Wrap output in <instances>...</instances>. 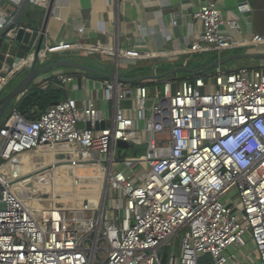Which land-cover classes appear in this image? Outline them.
<instances>
[{
  "label": "built area",
  "instance_id": "2783aa9c",
  "mask_svg": "<svg viewBox=\"0 0 264 264\" xmlns=\"http://www.w3.org/2000/svg\"><path fill=\"white\" fill-rule=\"evenodd\" d=\"M10 1L19 6L23 0ZM29 3L49 10L51 0ZM249 10L247 3L238 6L240 14ZM13 17L0 10V30ZM193 18L203 30L184 49L122 50L101 41L45 42L7 72L2 62L0 93L34 60L45 64L49 54L117 55L119 63L136 66L264 45L261 35L236 40L239 16L225 18L215 0H204ZM172 23L177 25L176 18ZM17 30L8 31L7 39ZM78 33L85 34L84 26ZM54 76L64 90H73L74 75ZM97 83L100 95L97 91L96 96H68L33 119L17 110V99L0 126V264H95L101 240L106 251L98 264H264V66L219 67L182 80L173 74L155 90L146 83ZM100 100L113 106L110 126L102 127ZM128 100L131 106L123 107ZM118 141L146 144V153L121 160ZM33 153L49 162L40 171L23 174L19 160ZM91 165L105 171L103 207L104 188L100 206L89 202L75 208L57 199L42 206L53 169ZM26 177H37L41 184L33 181L28 187ZM175 237L180 238L179 247L177 241L170 242ZM164 245L177 248L179 256L167 257Z\"/></svg>",
  "mask_w": 264,
  "mask_h": 264
},
{
  "label": "crops",
  "instance_id": "0c3cea01",
  "mask_svg": "<svg viewBox=\"0 0 264 264\" xmlns=\"http://www.w3.org/2000/svg\"><path fill=\"white\" fill-rule=\"evenodd\" d=\"M215 1L225 18H229L232 15L239 16L241 32L234 34L236 40L240 41L245 37L253 35L264 37V0ZM203 2L204 0H51L50 10H47V7L43 5L29 3L21 15L19 25L25 27H43L45 42L51 44H56L60 41L68 43H96L101 41L104 44L115 47V49L122 50L134 47L146 51L177 50L187 48L195 36L202 32V24L195 20L193 15ZM241 3H247L250 10L244 14H240L238 6ZM17 9L18 6L10 0H0V10L4 15L8 16L10 13L15 15ZM55 15H59V19ZM175 18L178 22L177 25H173L172 23ZM80 26H84L85 28L84 35L78 33V27ZM63 53L58 54L62 55ZM231 53L259 55V58L242 59L249 62V64L244 66H264V45L236 48L228 52L225 51L220 55L217 53L214 54L215 56L212 59L214 60L218 56ZM185 56L187 55H179L171 61L166 60V70L177 66H184L182 62L185 61ZM255 60H258V62ZM200 63L202 62L200 61ZM206 64L208 65L210 62ZM206 64L204 67L207 66ZM118 67L120 71V68L124 70L129 68L130 65L126 61H123L122 66ZM221 68L228 70L236 69V67L229 68L226 66H221ZM113 71L114 61L108 67L107 72ZM151 74H157V72H152ZM74 76L75 79L70 84L73 90L68 92V96L79 98L86 92L87 94L91 93L93 96H96L97 91L100 95L99 90H96V85H98L99 89V84L97 83L99 78L87 75L84 71L77 72ZM123 77L130 76L123 75ZM39 79V81L37 79V83L42 81L41 77ZM159 80H147L144 83L152 86V83H156ZM85 85L89 87L88 90H85ZM93 85L95 86L94 91L92 89ZM99 107L104 116L103 126H110L113 121L112 104L100 100ZM25 155L26 159L19 160L20 162H26L28 158H31L34 162H38L37 167L25 164V173L29 172L28 170L32 171L33 169L44 167L49 162L42 157L39 160H34V153ZM93 168L96 171L95 166ZM54 170L50 173L53 184L55 180ZM78 170H81V167H72L67 170L61 168L62 177L66 178L72 174L80 175L77 172ZM36 178H31V180L36 182ZM52 190V194H54V187H52ZM67 191L71 193L73 191L76 192V190Z\"/></svg>",
  "mask_w": 264,
  "mask_h": 264
},
{
  "label": "water",
  "instance_id": "95a60500",
  "mask_svg": "<svg viewBox=\"0 0 264 264\" xmlns=\"http://www.w3.org/2000/svg\"><path fill=\"white\" fill-rule=\"evenodd\" d=\"M29 0H23L18 6V9L14 17L6 23L5 27L0 30V68L2 67V62H5L4 70L7 72L10 69V65L22 60L32 49L40 51L45 44V35L44 30L40 33V27H25L20 26V18L27 5ZM50 10V9H49ZM17 28L15 37L7 39L6 34L8 31ZM6 53H9V56H6ZM264 56V54H263ZM259 58V55H253L249 53H231L215 58L210 64H208L204 70L209 71L214 68H219L224 66L228 62L237 59H254ZM119 59L116 55L114 57V71L106 72L102 67L96 68L93 66H88L82 62L69 59V58H58V59H49L47 63L43 65H38L37 61L34 60L31 67L21 76V78L15 83L14 87L5 93L0 98V122L4 118L6 112L12 103L20 99L27 91L36 83L42 75L49 74L52 71H55L60 68L65 69H76L84 71L86 73H92L99 77H104L108 80H117L126 84H134L136 82H144L147 80H159L164 79L173 74H178L180 72H192L197 73L199 70L189 68L187 66H177L172 69L166 70L157 74H145V75H136L132 77H122L119 75ZM123 107H130L131 101H124L121 104ZM100 124L96 125V128H99ZM103 127V124H102ZM87 128H91L90 124H87ZM130 147V144L125 141H118L117 148L121 150H126ZM107 195V186L104 188L103 198L101 207L105 205Z\"/></svg>",
  "mask_w": 264,
  "mask_h": 264
},
{
  "label": "rangeland",
  "instance_id": "374dc122",
  "mask_svg": "<svg viewBox=\"0 0 264 264\" xmlns=\"http://www.w3.org/2000/svg\"><path fill=\"white\" fill-rule=\"evenodd\" d=\"M214 54H217V53L206 52V53L203 54V58H201L199 55L194 54V55H190V56H185L184 57L185 59L184 58L183 59L186 61V63L190 60V62L193 63L194 66H198V64L205 65L206 63L210 62V60L212 59V57H214ZM66 56L67 57H71V58H73V59H75V60H77L79 62H88V60H86L84 58L89 57V58H92L91 59L92 60L91 62L93 64L98 65V66H101L99 64H103V65H105V67H110V65H112L113 64V61H114V57L113 56H108L106 54H100V53L85 54L84 52L81 53L79 51H67V53H65V54L63 53L62 55H59L58 53L57 54H49V59H58L60 57H66ZM258 60H255V61L258 62ZM159 61L160 62H166V60L161 59V60L144 61V62H139V63L142 65V64H152V63L159 62ZM200 61H202V63H200ZM247 64H249L248 61H244L242 59H237V60H232V61L228 62L224 66L229 67V68H234V67L237 68V67H241V66H244V65H247ZM38 65H40V63H38ZM119 66H122V62L121 61H120V65ZM25 71H23V73H21L17 77H14L13 79L10 80L9 83H7V85L5 86V88L0 93V98L5 93H7L9 90H11L14 87L15 83L21 78V76L24 74ZM60 72H64V73H67V74H73V75H75V73L81 72V71L76 70V69L60 68V69H57V70L52 71L51 73H49L47 75V77H53L54 75H56V74H58ZM214 72H210V73H214ZM124 73H125V71L122 68H120L119 75L124 74ZM181 74L178 73L176 75L177 77L180 78L179 80H182L184 78H189V76H185V74H183V73H181ZM39 80L40 79H38V81ZM158 82H160V80ZM96 86H97L96 90H98V85H96ZM150 87H151V90H154L155 89L154 86H150ZM88 88L89 87L85 85V90L86 89L88 90ZM158 88L159 87L156 86V89H158ZM92 89L94 91V89H95V86L94 85L92 86ZM7 112H6V114H7ZM6 114H5V116H6ZM3 120H4V118L1 120L0 126H1V124L3 122ZM132 145H137V144H133V143L130 144V146H132ZM142 145H144V144H142ZM145 153H146V151H145ZM123 154L126 155L125 156L126 158L135 157V156H131V153L130 152H126V151L123 152L122 151L120 153V150H117V156L123 155ZM144 155L145 154H143L141 156H144ZM25 159H26V155H22L20 161L21 160H25ZM33 159L34 160H39L40 158L39 157L36 158V156L33 155ZM43 159L46 160L47 158H43ZM123 159L124 158H122L121 160H123ZM37 163L38 162H36V164ZM41 168H43V167H41ZM41 168L36 169V172L37 171H40ZM124 168H125L124 164L121 163V164L118 165V169L122 170ZM87 169L84 168V167L83 168L81 167V170H78L77 171L78 174H80L83 177H81L80 175L77 177L76 181L78 182V186L76 187V192L73 191V193L67 191V190H71V191L73 190V187L71 186L72 181H69L68 179H64L62 177L63 174L61 172V168L55 169L54 170L55 171L54 184H53V181H52L51 176L49 178L51 180V185H50L51 192H49L50 191V188L45 189L43 191V193H45L44 198L46 199V201H43L42 202V206L43 205L48 206L50 204H53L55 201L59 200V202H61V203H64L65 202V203H68L69 206H73L75 208H78V207H81L83 204L84 205L88 204L90 202V197L97 198V196L100 197V198L98 197L99 203L97 204V205L100 206V203H101L100 201H101V197H102V191H103V188L104 187L101 188V190H100L99 189L100 188V185L99 184H101V182H102L103 183V186H104L105 185V182H106V178L105 177H103V178H101V177L100 178H90V177L87 176L88 173H89L87 171ZM64 170H67V169H64ZM36 172H34L35 173L34 176L36 175ZM70 172H71V170H70ZM26 178L28 179V177H26ZM30 178H32V177H30ZM58 178H59V181L57 182V179ZM35 183H36V185H40L41 184V180L39 178H36V182ZM52 187H54V193H55L54 195L52 194V192H53ZM25 194L28 195V193H25ZM234 194H235V190H233L230 195L233 196ZM52 199H54V202L52 201ZM55 199H57V200H55ZM70 199H72V200H70ZM2 207H4V205ZM176 241H177V247H179L180 246V238H176L175 237V238H172L170 240V242L172 244L175 243ZM89 246L92 247V243L91 242H89ZM98 247L101 250L98 251V262H96L95 264H98L99 261L104 257L105 251H106L105 250L106 242H103L101 240L99 242V244H98ZM249 248H252V249L254 248L253 247V244L251 242L249 244ZM244 251H246V249H244ZM166 253H167V257L170 256L171 254H173L175 256H179L180 251L177 250V248L171 249L170 246H169V248L166 250Z\"/></svg>",
  "mask_w": 264,
  "mask_h": 264
},
{
  "label": "trees",
  "instance_id": "16d2710c",
  "mask_svg": "<svg viewBox=\"0 0 264 264\" xmlns=\"http://www.w3.org/2000/svg\"><path fill=\"white\" fill-rule=\"evenodd\" d=\"M216 53V52H214ZM203 54H200L199 56L201 58H203ZM215 56V55H214ZM60 58H69V59H73L71 57H60ZM86 60H88V62H82L88 66H93L96 68L102 67L104 71H108V67H105V65L103 64H99L101 66L95 65L93 64L91 61L92 58L86 57L84 58ZM75 60V59H73ZM213 60V59H211ZM210 60V63H211ZM77 61V60H76ZM90 62V63H89ZM202 62V61H201ZM166 62H155L152 64H137L136 66H130L127 69H124L125 73L121 74L120 76L123 77L124 76H130L132 77L133 75H145V74H151L152 72H157V73H161L166 71L167 66H166ZM182 64H184V66L193 68V69H197L199 70V72L197 73H192V72H180L179 74L183 73L185 74V76H189V78H192L196 75L199 74H204V73H210V72H214L216 71L218 68H214L211 69L209 71H205L204 73L202 72L204 70V65L202 64H198V66H194L193 63L190 62V60L186 63V61H183ZM207 65V64H206ZM87 75H90L92 77H96L102 80H106V78L104 77H99L95 74L92 73H86ZM48 74L42 75L41 82L38 83H34L32 85V87L27 91V93H25L20 99L19 101L14 105L17 110L26 118L28 119H33V118H37L38 116H40L42 113H44L53 103H56L58 101L64 100L68 97V92L66 90H64L61 87V84L56 80V77H47ZM182 75V74H181ZM180 78L177 77V80H179ZM163 80V79H161ZM161 80L160 82H156V83H152L151 85L156 87H160L161 86ZM145 82V81H144ZM144 82H136L133 85H139L142 84ZM148 85V84H147ZM149 86V85H148ZM13 107V104L9 107L8 112L6 114V116L4 117V120L2 122L1 125H3L4 121L9 117L10 112H11V108ZM147 149L146 144L144 145H132L130 146L128 149L126 150H120V153L123 151L126 152H130L131 156H135V157H140L141 155L145 154V151ZM126 155H119V158H126ZM169 248L168 245H164L162 247V251L166 253V250Z\"/></svg>",
  "mask_w": 264,
  "mask_h": 264
},
{
  "label": "bare ground",
  "instance_id": "6f19581e",
  "mask_svg": "<svg viewBox=\"0 0 264 264\" xmlns=\"http://www.w3.org/2000/svg\"><path fill=\"white\" fill-rule=\"evenodd\" d=\"M47 158V157H46ZM46 160H48V158L46 159ZM20 162V161H19ZM25 164L26 165H34V166H36L37 167V164H36V162H34L31 158H28V160H26V162H21V165L19 166V170H21L20 169V167L22 166L23 168H22V173L23 174H25V171H24V166H25ZM95 166V168H96V171H94L93 169V167ZM35 167V168H36ZM84 168H88L87 169V171L89 172L88 173V177H90V178H103V177H105L106 175H105V171L102 169V168H100V167H98L97 165H91V166H88V167H84ZM15 170V169H14ZM79 175H77V174H75V175H68L66 178H64V179H68L69 181H72V184H71V186L73 187V190H76V187L78 186V182L76 181V179H77V177H78ZM81 176V175H80ZM81 177H83V176H81ZM27 181V182H26ZM25 182H26V184H28V187L31 185V183H32V180L31 179H27ZM102 184V185H101ZM101 184H99L100 185V190H101V188H103L104 186H103V183L101 182ZM72 190V191H73ZM30 195V194H29ZM98 197L99 196H97V198H93V197H90V202H93V204H97V203H99V200H98ZM100 198V197H99ZM70 200H72V199H70ZM54 202V201H53ZM101 202V201H100ZM51 205H53V204H51ZM68 209H70V208H68Z\"/></svg>",
  "mask_w": 264,
  "mask_h": 264
},
{
  "label": "clouds",
  "instance_id": "9594fccd",
  "mask_svg": "<svg viewBox=\"0 0 264 264\" xmlns=\"http://www.w3.org/2000/svg\"><path fill=\"white\" fill-rule=\"evenodd\" d=\"M229 145H225V148L228 149Z\"/></svg>",
  "mask_w": 264,
  "mask_h": 264
}]
</instances>
